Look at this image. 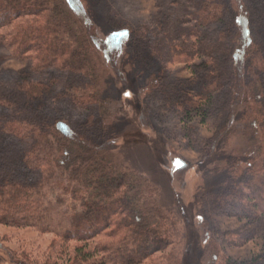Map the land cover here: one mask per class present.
Masks as SVG:
<instances>
[{
  "label": "trees",
  "instance_id": "1",
  "mask_svg": "<svg viewBox=\"0 0 264 264\" xmlns=\"http://www.w3.org/2000/svg\"><path fill=\"white\" fill-rule=\"evenodd\" d=\"M112 23L99 35L83 0H0V46L28 61L17 80L0 79V224L52 231L59 225L45 200L57 193L59 205H67L66 229L54 230L71 241L66 264H180L179 224L162 212L158 189L104 154L112 147L105 125L96 121L108 109L107 100H95L96 58L100 53L117 69L125 53L140 75L149 73L151 102H168L181 118L211 106L218 123L205 156L230 139L238 119L246 145L232 150L229 177L197 201L200 219L211 213L262 222L264 0H169L153 26ZM180 62L190 65L201 88L198 98L167 82L168 64ZM71 106L82 112L73 117ZM180 160L177 171L183 174L190 162ZM259 227L225 231L223 237L240 247L258 230L264 237ZM208 241L220 264H264V242L251 259L238 260L211 236ZM53 246L43 259L26 254L29 264H61Z\"/></svg>",
  "mask_w": 264,
  "mask_h": 264
},
{
  "label": "rangeland",
  "instance_id": "2",
  "mask_svg": "<svg viewBox=\"0 0 264 264\" xmlns=\"http://www.w3.org/2000/svg\"><path fill=\"white\" fill-rule=\"evenodd\" d=\"M83 4L98 33H101L99 35L104 36L114 20L124 19L135 25L153 26L159 15L168 9L169 0H83ZM170 9L174 11V8ZM218 28L219 25L215 27ZM97 58L95 100L98 97L107 100L108 109L102 122L97 114L96 121L99 128L100 124L105 125V134L112 147L105 150L104 154L114 162L145 176L158 189L159 207L179 224L182 235L180 264H220L209 250V236L224 252L238 260H249L261 251L264 237L260 230L253 239L240 247L231 246L223 233L238 228L257 229L260 226L264 229V217L262 222L252 223L246 219L210 213L201 214L204 217L202 222L197 206L201 195L217 190L229 177L232 150L246 145L238 119L232 125L230 139L218 143L212 153L205 156L203 151L209 147L206 146V140L214 135L218 123V114L211 106L209 110L194 108L185 118H181L182 113L168 102H159L158 105L151 102L147 96L149 73L146 70V74L140 75L139 68L129 65V57L125 53L118 56L117 69L109 63L107 65L106 58L100 53ZM27 64L28 61L13 57L8 48L0 46L1 80H17ZM189 66L188 63H169L167 82L186 87L183 90L188 95L198 98L201 88ZM34 77L39 76L36 74ZM75 109L71 111L73 117L76 111L82 112L81 109ZM62 115L68 117L67 112ZM5 137L8 142L14 141V137L9 134ZM190 137L194 140L192 145L189 143ZM180 156L190 162L183 174L177 171L182 164ZM35 179L37 175L33 176ZM50 197L45 201L52 203L49 205L52 222L59 227L50 231L49 228L42 230L39 226L0 224V264H29L28 253L32 259H43L51 245H54L56 261L67 263L71 241L56 236L54 231L63 232L66 229L68 224L64 220V211L67 205H59L57 193ZM54 237H57L56 242H53ZM11 251L16 253L15 256L21 262L13 261Z\"/></svg>",
  "mask_w": 264,
  "mask_h": 264
}]
</instances>
